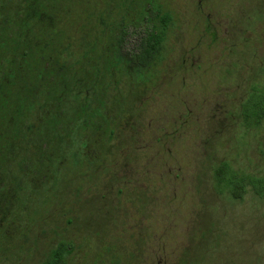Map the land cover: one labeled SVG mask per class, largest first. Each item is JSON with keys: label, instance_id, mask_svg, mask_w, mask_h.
<instances>
[{"label": "rangeland", "instance_id": "374dc122", "mask_svg": "<svg viewBox=\"0 0 264 264\" xmlns=\"http://www.w3.org/2000/svg\"><path fill=\"white\" fill-rule=\"evenodd\" d=\"M70 1V20L116 6ZM152 2L171 15L161 56L136 86L111 81L123 110L109 113L108 150L64 166L55 187L36 174L20 208L1 189L0 264H41L60 239L73 243L68 264H264V197L232 200L212 179L220 160L263 169L264 123L247 129L235 112L264 84V0Z\"/></svg>", "mask_w": 264, "mask_h": 264}, {"label": "trees", "instance_id": "16d2710c", "mask_svg": "<svg viewBox=\"0 0 264 264\" xmlns=\"http://www.w3.org/2000/svg\"><path fill=\"white\" fill-rule=\"evenodd\" d=\"M113 1L111 13L109 3H98L70 20V0H0V192L11 188L17 208L36 174L51 172L55 187L64 166L90 164L83 162L95 161L99 145L108 150L110 112L123 110L111 81L125 76L134 87L161 56L171 15L155 0ZM235 113L247 129L262 125L264 84L252 82ZM258 152L261 172L214 164L216 192L235 201L248 190L263 198L264 145ZM73 249L60 239L41 264H68Z\"/></svg>", "mask_w": 264, "mask_h": 264}]
</instances>
